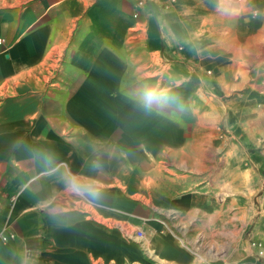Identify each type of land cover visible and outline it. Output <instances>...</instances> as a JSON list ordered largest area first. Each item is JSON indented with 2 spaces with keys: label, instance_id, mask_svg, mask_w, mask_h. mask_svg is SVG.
Listing matches in <instances>:
<instances>
[{
  "label": "crops",
  "instance_id": "obj_1",
  "mask_svg": "<svg viewBox=\"0 0 264 264\" xmlns=\"http://www.w3.org/2000/svg\"><path fill=\"white\" fill-rule=\"evenodd\" d=\"M138 1L0 0V264H264L197 230L205 95L253 92L264 0Z\"/></svg>",
  "mask_w": 264,
  "mask_h": 264
},
{
  "label": "rangeland",
  "instance_id": "obj_2",
  "mask_svg": "<svg viewBox=\"0 0 264 264\" xmlns=\"http://www.w3.org/2000/svg\"><path fill=\"white\" fill-rule=\"evenodd\" d=\"M240 70L239 78L249 76L248 85L254 84L252 93L205 95L207 128L200 131L216 150L208 146L204 160L200 198L208 220L197 230L208 250L221 242L225 257L243 243L254 261L264 263V253L258 255L264 252V48L254 65Z\"/></svg>",
  "mask_w": 264,
  "mask_h": 264
},
{
  "label": "clouds",
  "instance_id": "obj_3",
  "mask_svg": "<svg viewBox=\"0 0 264 264\" xmlns=\"http://www.w3.org/2000/svg\"><path fill=\"white\" fill-rule=\"evenodd\" d=\"M170 99L172 98L169 96L168 89L148 88L143 93V102L146 106H150L153 103L167 102ZM63 179L68 188L77 194L90 196L92 198H98L100 195L97 186L92 183L82 182L79 177L71 173H65ZM52 211L55 212L57 210L53 209Z\"/></svg>",
  "mask_w": 264,
  "mask_h": 264
},
{
  "label": "built area",
  "instance_id": "obj_4",
  "mask_svg": "<svg viewBox=\"0 0 264 264\" xmlns=\"http://www.w3.org/2000/svg\"><path fill=\"white\" fill-rule=\"evenodd\" d=\"M143 5V2L140 0V1H138L137 3H136V7H141ZM136 15V14H135ZM254 15H256V13H254ZM3 44V40L1 39V37H0V45H2ZM135 236L136 237H139V238H141V237H143V233H142V231L141 230H136L135 231ZM13 237V235L11 234V235H2V234H0V239L2 240V241H7L8 239H10V238H12ZM254 245V244H253ZM260 247V245H258V248ZM262 253H264V252H262L260 249H259V252H258V255L259 256H261L262 255Z\"/></svg>",
  "mask_w": 264,
  "mask_h": 264
}]
</instances>
